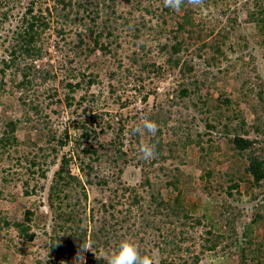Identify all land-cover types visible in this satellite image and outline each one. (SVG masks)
Listing matches in <instances>:
<instances>
[{"label": "rangeland", "instance_id": "374dc122", "mask_svg": "<svg viewBox=\"0 0 264 264\" xmlns=\"http://www.w3.org/2000/svg\"><path fill=\"white\" fill-rule=\"evenodd\" d=\"M28 1L8 4V0H0V12H9L0 21V59L8 54L12 31ZM51 2L42 0L43 8ZM115 3L117 39H108L111 46L106 53L84 50L93 44L81 26L65 27L56 36L61 26L54 19L41 36L44 55L34 64L55 78L44 81L43 73H37L23 91L17 88L21 77L14 67L0 75V139L8 131L9 121L17 123L14 139L4 148L0 146V264H107L114 253L111 246L124 240L136 243L142 255L155 252L167 262L178 263L199 254L197 264H238L243 253L246 264H264V185L250 183L247 158L235 154L229 143L234 135H242L255 142L256 154L264 158V42L247 20L264 0H204L202 7L184 5L172 13L164 11L163 0ZM186 13L190 21L178 30ZM103 18L101 14L97 25ZM79 34L84 42L82 53L73 49ZM175 42L181 44L180 63L171 68L167 60ZM163 45L167 49H161ZM217 45L223 56L216 53ZM211 57H218L220 64L212 65ZM186 65L193 70L185 71ZM89 79L93 80L90 86ZM75 83L80 86L71 92L67 84ZM184 87L191 93L180 98L178 93ZM93 114L102 116L105 123L96 144L112 142L123 126L120 138L128 163L113 164L112 153L91 161L92 180L104 179L107 185H86L87 201L80 206L84 219L80 226L85 233L81 229L78 233L85 234L90 249L79 251L81 242L69 240L72 231L63 226L74 220L55 218V214L62 217L69 211L65 208L68 202L64 206L54 201V212L49 209L48 190L57 166L51 165L55 153L46 147L49 137L59 136L65 128L72 136V146L79 134L78 122ZM143 116L161 123L154 136L143 132L136 142L128 130L140 124ZM154 137L160 145L156 161L139 159V145ZM68 150L57 153V163ZM171 176L179 182L189 216L182 236L178 225L164 216L154 219L153 226L136 222L139 212L135 206L127 213L132 194L126 191L122 195V188H136L146 196L141 186L146 185V178L159 189ZM233 182L237 189H230ZM160 189L165 199L176 195L171 189ZM119 196L115 218L107 222L114 231H108L105 252L102 245L92 247L91 235L97 234L101 223L96 210ZM91 208L96 209L93 216ZM28 210L32 212L30 239L21 236L14 225L25 221ZM257 214L263 220L252 224ZM125 216L129 225L117 223ZM213 237L219 241L215 249L199 253L201 245L210 246Z\"/></svg>", "mask_w": 264, "mask_h": 264}, {"label": "trees", "instance_id": "16d2710c", "mask_svg": "<svg viewBox=\"0 0 264 264\" xmlns=\"http://www.w3.org/2000/svg\"><path fill=\"white\" fill-rule=\"evenodd\" d=\"M11 1L13 2L14 0H8V4H10ZM48 1L50 0H47V2ZM51 1V6L50 4H47L44 8L42 0L28 1V4H26L24 11L18 16L15 29L12 31L11 42L9 43V48L7 49L8 54L6 57L0 59V75H4L8 69L14 67L15 70L19 71L21 77V80L17 83V88L22 89L23 91H27V89L31 85V81L37 76V73H43L44 81L48 78H55V76L50 75V71L41 72L36 68L34 64L35 61L42 59L44 55V53H42V45L40 44L41 36L46 30H50L54 19H57L61 26L59 30L55 31L56 36L61 35L65 27L76 28V26H81L83 27V29H85V31L87 30L86 33L88 34H85V36L92 37L93 47L85 48L84 50L92 53L97 49L101 50L102 53H106L107 51H109V48L111 46V42H108V39H117L114 31L115 29H117V18L113 17L115 14L116 0ZM259 7V9L257 8V12H250L247 15V20L253 23L254 28L259 33L262 41L264 42V4L259 5ZM182 9L183 6L181 10ZM149 11L150 10L146 9V13H150ZM164 11L169 13L173 12L172 9L165 6ZM8 13V10L0 12V21H5L7 19ZM101 14L104 18L101 19L100 24L97 25V21L99 20ZM188 16V13L182 16L183 20L180 24H178V30L183 29L184 25L186 23H189L190 18ZM233 23H236V18L233 20ZM125 24L127 25V21H125ZM81 36L82 34L78 35V39L73 46V49L79 50L80 53L84 51L82 50V45L84 42ZM104 39L106 40V42L101 44V41H103ZM167 47L168 45H163L161 49L165 50L167 49ZM170 50L171 54L167 61L169 62L171 68H177L180 63L179 53L181 51V44L177 42L171 44ZM215 51L219 56H223L221 46H215ZM210 60H212L213 62L212 65L217 66L220 64V59L218 57H211ZM27 61L29 63H27ZM145 66L147 67L148 65ZM151 66L152 70L154 71V66ZM184 68L185 71L188 72H191L193 70V66L189 65L184 66ZM158 70L159 69H157V71ZM92 83V79H89L87 81L88 86H90ZM2 86L3 85L1 80L0 92L2 91ZM67 86L70 88V91L73 92L75 91V88L79 87L80 85L79 83H75L73 85L67 84ZM190 93V89L184 87L179 91L178 97H188ZM35 110V112H37V109ZM156 120L158 121V119ZM157 123L159 125L161 121ZM104 124L102 116L95 114L90 115L89 120H81L78 122L77 132L79 134H76L78 137L72 146H70V139L72 138V136L69 134V130L65 128L61 131L59 136L52 134L48 139V146L46 147L47 150L50 151L49 153H55L54 157L52 158L51 165L57 166L56 170L53 173L51 184L48 190L49 209L54 212V201L60 202L59 204H61L62 202L63 205L64 201L68 202V207L65 205L64 206L65 208H69V211L62 217L60 214H55V218L56 216L58 219L67 217L68 220H74L72 221L73 223H71V225L64 223L63 226L67 227L65 228L66 230L68 229V231H72L69 240L73 241V243H76L77 241L75 239H77L79 242H81V244H79V247L77 248V250L79 251L84 250L83 246L87 243L85 234L78 233L80 229L82 230L80 224L84 220L80 217V206L82 201H87V193L85 191L86 185H107V181L104 179L97 182H94L92 180L93 167L91 165V161L96 162L98 161L99 157H103L107 153H112L111 160L113 164L119 162L120 166H124L128 163V153L123 150V144L120 138V133L122 132L123 126H119L118 130L115 132V139L112 140V142H109L107 144H96V140L98 139L99 134H102L105 131ZM6 126L8 128V131L5 132V134L2 135L0 139V146L3 148L7 143L10 142V140L14 139L13 134L17 129V123L9 121ZM208 127L210 128L211 126ZM128 131L130 133V130ZM130 135L135 139L136 142H140L139 134L133 135L130 133ZM93 141H95V143H92ZM155 141V137L150 140V143L155 144L156 146L157 155L153 160L154 162L160 155V145L155 143ZM229 143L232 145V150L235 154H240L241 156L247 158L248 164L245 171L246 174H248V176L250 177V183L257 187L260 185H264V158L261 155L256 154L254 148L255 142L253 140H250L249 138L243 137L242 135L236 134L229 140ZM67 147L69 148V150L62 153L57 163V153ZM165 159L166 158L161 156V160ZM30 163L32 167H35L36 163L34 160H32ZM72 165H74L75 167L72 168ZM72 169H76L79 172L74 173ZM119 173H121V168L118 169V174ZM44 175L45 174L43 172L42 176L44 177ZM145 184L146 185L142 184L141 186L143 190L146 189L144 190L146 196L138 193L136 191V188H122V195L126 191H129V193L132 194L130 196L131 202L128 205L127 213L131 212V210L129 209L130 207L135 206V211L139 212L138 219L134 216L135 219H137L136 222L140 220L142 225L147 226H149V224L153 226L154 219L157 220L159 219V217L161 218V216H164L167 221H172V223L178 225L179 234L180 236H182V234L184 233V228L188 225L187 221L189 216L188 211L182 201L181 191L178 185L179 182L177 178L175 176H171L170 180H166L160 187L163 189L167 188V190L171 189L176 192V195L172 199H165L163 193L161 192L162 190L160 188L157 189V185L151 184L147 178L145 179ZM237 187L238 184L233 182L230 186V189H237ZM119 198L120 196L118 198L116 197L115 199H110L108 200L109 202L107 204L101 203L100 208L97 210L91 208V216H93L95 210L97 213H99V215L101 214V223L98 227V232L97 234L91 235L92 247L98 248L99 245H102L103 250L107 251V246L109 245L110 241V238L107 237L108 231H114V229L111 228L108 223L110 219L113 220L115 218L113 210L114 207L120 203ZM147 210L148 212L146 213ZM31 214V211H26L25 221L14 224L21 236L28 237L29 239L31 238V235L28 234V222L30 221L29 217ZM150 218H152L151 221H149ZM261 220H263V216L257 214L251 221L252 224H255ZM129 221L130 219L125 216V218L121 219L117 223H128L129 225ZM136 222H134L133 220L132 224L134 225ZM197 223L199 222L197 221ZM81 232L85 233L84 230H82ZM101 237H104V239L102 240ZM213 238V241H210V246L205 247L204 245H201V250L199 251V253L204 252V250L208 251L215 249L219 241H217L218 239L216 237ZM181 239L183 240L184 238ZM93 242H95V244H93ZM119 245L120 244L114 243L111 246V250L115 252L118 249ZM253 252L254 254H256V250ZM244 257L245 255L242 253L238 264H246ZM198 262L199 254H193L191 257L178 263L160 260V264H197ZM99 263L101 264L100 261Z\"/></svg>", "mask_w": 264, "mask_h": 264}, {"label": "clouds", "instance_id": "9594fccd", "mask_svg": "<svg viewBox=\"0 0 264 264\" xmlns=\"http://www.w3.org/2000/svg\"><path fill=\"white\" fill-rule=\"evenodd\" d=\"M165 7L172 9L173 11H180L182 6L187 5L192 8L202 7L204 0H163ZM158 125L155 121L150 120L147 116L141 118V123L130 130V133L140 134L146 132L151 135H155L158 131ZM139 159L149 161L154 159L157 155L156 146L151 143H143L139 145ZM85 249H90L89 246L84 245ZM80 260L83 259L79 256ZM107 264H160L158 253H152L151 255H142L139 246L130 241L124 240L120 243L118 249L110 256Z\"/></svg>", "mask_w": 264, "mask_h": 264}]
</instances>
